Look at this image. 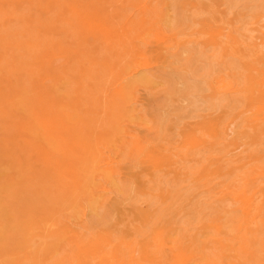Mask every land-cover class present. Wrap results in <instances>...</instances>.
I'll return each mask as SVG.
<instances>
[{"label":"rangeland","instance_id":"374dc122","mask_svg":"<svg viewBox=\"0 0 264 264\" xmlns=\"http://www.w3.org/2000/svg\"><path fill=\"white\" fill-rule=\"evenodd\" d=\"M261 42L264 0H0V264H264Z\"/></svg>","mask_w":264,"mask_h":264},{"label":"bare ground","instance_id":"6f19581e","mask_svg":"<svg viewBox=\"0 0 264 264\" xmlns=\"http://www.w3.org/2000/svg\"><path fill=\"white\" fill-rule=\"evenodd\" d=\"M235 1V0H234ZM248 1H250V0H248ZM252 1V0H251ZM253 1H258V0H253ZM233 2V1H232ZM237 3V2H236ZM86 13V12H85ZM108 15V14H107ZM181 21H182V19H181ZM179 22V21H178ZM183 22V21H182ZM189 22V21H188ZM180 24V23H179ZM184 24V23H183ZM182 24V25H183ZM185 25V24H184ZM162 26V25H161ZM174 28V27H173ZM172 28V29H173ZM163 29H164V27H163ZM166 29V28H165ZM170 29V28H169ZM166 33H168L167 31H165ZM171 33V32H170ZM104 34L105 35H109L110 34V32H108V30L107 29H105V32H104ZM160 35V34H159ZM176 37V36H175ZM169 38V37H168ZM234 38V36H232V39ZM172 39V38H171ZM155 42V41H154ZM37 43V42H36ZM151 43V42H150ZM148 44H149V42H148ZM261 44H264V43H262L261 42ZM259 45V44H258ZM257 44H255L254 46L256 47V46H258ZM262 46H264V45H262ZM259 47V46H258ZM149 48V47H148ZM169 49V48H168ZM169 51V50H168ZM170 52V51H169ZM166 53V52H165ZM189 54V53H188ZM187 54V55H188ZM214 56V55H213ZM210 59V58H209ZM30 62V61H29ZM214 63V62H213ZM209 64H212V60L211 61H209V62H207L206 63V66H208ZM250 66V65H249ZM255 66V65H254ZM153 67V66H152ZM256 67V66H255ZM149 68V64L148 63H145V64H143V66H142V70L144 69L146 72H147V69ZM149 69H151V67L149 68ZM38 71V70H37ZM138 71V70H137ZM151 71V70H150ZM202 71V70H201ZM182 75V74H181ZM46 77V76H45ZM131 77H133L132 75H131ZM190 77V76H189ZM193 78V77H192ZM217 79H219V81H217V82H219L218 84H216L215 86H216V95L219 97V96H221V94H224V91L222 90L223 89V87H224V85H223V83H222V78H217ZM262 79H264V78H262ZM125 80V79H124ZM215 80V79H214ZM185 82V81H184ZM186 82H188L187 80H186ZM197 82V81H196ZM183 83V82H182ZM228 83V82H227ZM186 84V83H185ZM226 84V83H225ZM225 87H226V85H225ZM242 87V86H241ZM205 89V88H204ZM230 89V88H229ZM198 90V89H197ZM188 92L190 95L189 96H191V95H193L194 94V92L196 91V89H195V87H191V86H187L186 88H185V91L184 92ZM179 92V91H178ZM51 94V93H50ZM187 94V93H186ZM196 97V96H195ZM190 98V97H189ZM194 101H195V99H194ZM216 101V100H215ZM197 102H200V101H197ZM141 103V102H140ZM215 103H218V102H214V104ZM257 103H259V102H257ZM219 104V103H218ZM218 104H216V106L218 105ZM255 104V103H254ZM51 105H52V103H51ZM139 105V104H138ZM221 105V104H220ZM219 105V106H220ZM53 106V105H52ZM204 106V105H203ZM219 106H217V107H219ZM137 107V106H136ZM252 107V106H251ZM197 108V107H196ZM193 109V108H192ZM252 109V108H251ZM142 111V110H141ZM250 111V110H249ZM252 114H250L249 116H251ZM253 116H255L254 114H253ZM256 117V116H255ZM251 119V118H250ZM249 119V120H250ZM175 126V125H174ZM159 130V129H158ZM236 131V130H235ZM162 132V131H161ZM161 134V133H160ZM152 135V134H151ZM150 136V135H149ZM152 137V136H151ZM150 137V138H151ZM153 139V138H152ZM139 143H140V139H139V137H133V144H132V146H131V149H135V150H138L139 148H138V145H139ZM145 143V142H144ZM152 143V142H151ZM148 145V144H147ZM262 145V144H261ZM149 147V146H148ZM146 148V147H145ZM172 148V147H171ZM142 151V150H141ZM145 152V151H144ZM129 153V152H128ZM179 153V152H178ZM181 153V152H180ZM135 154V153H134ZM138 155V154H137ZM123 158V157H122ZM134 160V159H133ZM107 163H109V162H107ZM138 166V165H137ZM134 167V166H133ZM138 167H140V165L138 166ZM129 172V171H128ZM127 172V173H128ZM121 175V174H120ZM124 175V174H123ZM144 175V174H143ZM121 177V176H120ZM145 178V177H144ZM128 183V182H127ZM131 183V182H130ZM133 183V182H132ZM169 184V183H168ZM163 185V184H162ZM177 186V185H176ZM132 187H133V185H132ZM219 187H221V185H219ZM130 189V188H129ZM124 191V190H123ZM127 191V190H126ZM173 193V192H172ZM242 192H241V196H242ZM238 195H240V194H238ZM237 195V196H238ZM136 197V196H135ZM134 197V198H135ZM227 199V198H226ZM232 199V198H231ZM127 200V199H126ZM137 200V199H136ZM217 200H219V199H217ZM243 200L245 201V199L243 198ZM257 202H258V199L256 200ZM134 202V201H133ZM260 202V201H259ZM253 203V202H252ZM220 204H222L221 202H220ZM224 204V203H223ZM219 206V205H218ZM227 206V208H228V206L229 205H226ZM249 206V205H248ZM248 206H247V208L245 207V211H246V209H248ZM256 206V205H255ZM224 207V206H223ZM230 207V206H229ZM240 207V206H239ZM251 207V206H250ZM107 208H109V206L107 207ZM243 208V207H242ZM217 209V208H216ZM253 209V208H252ZM214 211V210H213ZM218 210H216V213H218L217 212ZM241 211V210H240ZM215 213V212H214ZM256 213V212H255ZM194 214V213H193ZM231 214V213H230ZM251 215H253V214H251ZM215 216H217V214L215 215ZM254 216V215H253ZM193 217V216H192ZM228 217V216H227ZM229 217H230V215H229ZM236 217V216H235ZM242 217V216H241ZM213 218V217H212ZM243 218V217H242ZM112 219V218H111ZM204 219V218H203ZM228 219V221H229V219L230 218H227ZM238 219L240 220V217H238ZM225 220V219H224ZM223 220V221H224ZM238 220V221H239ZM157 222V221H156ZM210 222H211V220H210ZM218 222V221H217ZM243 222V221H242ZM241 222V223H242ZM100 225H102V224H100ZM158 225V224H157ZM262 226V225H264V220H262L261 219V216H260V218H259V216H258V214H256L251 220H250V222H249V224H248V226ZM156 226V225H155ZM235 227V226H234ZM262 227H264V226H262ZM258 228H261V227H258ZM237 229H239L240 231H243V232H247V226H246V224H245V226L244 225H238V227H237ZM262 229H264V228H262ZM233 230H234V228H233ZM84 231V230H83ZM150 231V230H149ZM208 232V231H207ZM262 232H264V231H262ZM176 233V232H175ZM210 233V232H209ZM240 233V232H239ZM248 233H250V232H248ZM193 234V233H192ZM214 234V233H213ZM258 234V233H257ZM262 234H264V233H262ZM148 235H149V233H148ZM208 235V234H207ZM218 235V234H217ZM246 235V234H245ZM244 235V236H245ZM251 235V234H250ZM173 236V235H172ZM190 236V235H189ZM254 236H255V233H254ZM262 236H264V235H262ZM96 237V236H95ZM145 237V236H144ZM192 237V236H191ZM202 237V236H201ZM224 237V236H223ZM248 238V236H245V238ZM252 236H250V238H251ZM136 238V237H135ZM140 238V237H139ZM146 238V237H145ZM247 238H246V240H247ZM257 238V237H256ZM153 239V238H152ZM152 239H151V241H152ZM157 239V238H156ZM160 239H162V238H160ZM252 239V238H251ZM250 239V240H251ZM253 239H255V238H253ZM256 240V239H255ZM182 241V240H181ZM200 241V240H199ZM248 241H249V239H248ZM258 240H256V242H257ZM134 242H136V241H134ZM235 242V241H234ZM250 242V241H249ZM260 242H261V240H260ZM142 243V242H141ZM145 243V242H144ZM183 243V242H182ZM241 243V242H240ZM248 243V242H247ZM251 243V242H250ZM249 243V244H250ZM199 244V243H198ZM244 244V243H243ZM248 244V245H249ZM260 244V243H259ZM123 245V244H122ZM155 245H157V244H155ZM72 246H74V245H72ZM126 246H127V244H126ZM152 246H154V245H152ZM240 246V245H239ZM250 246V245H249ZM256 246H259V245H256ZM80 247V246H79ZM128 248L127 249H129L127 252H126V250H123V251H125L126 252V260H124L121 264H140L139 263V261L141 260L140 258H138L137 256H136V250H134V249H130L129 248V246H127ZM140 247V246H139ZM138 247V251H139V249H141V248H139ZM155 247H157V246H155ZM200 247V246H199ZM248 247V246H247ZM254 247V246H253ZM137 248V247H136ZM143 248V247H142ZM146 248H147V246H146ZM245 248V247H244ZM262 248V247H261ZM122 249V248H121ZM157 249V248H156ZM156 249H154L153 250V252L154 251H156ZM240 250H242L241 248H239ZM250 249H252L251 247H250ZM254 249V248H253ZM258 249H259V247H258ZM262 250V249H261ZM260 250V251H261ZM122 251V250H121ZM176 251V250H175ZM187 251V250H186ZM149 252H152V250H149ZM156 252H158V251H156ZM257 252H259V251H257ZM75 253V252H74ZM139 253V252H138ZM154 254H156V253H154ZM161 254H163L162 252H161ZM111 255V254H110ZM160 255V254H159ZM209 255V254H208ZM217 255V254H216ZM215 255V256H216ZM256 255L258 256V257H261V256H259V254H257L256 253ZM57 256V255H56ZM166 256V255H165ZM168 256V255H167ZM203 256H204V254H203ZM256 256V257H257ZM60 257V256H59ZM164 257V256H163ZM213 257V256H212ZM122 258V257H121ZM196 258V257H195ZM199 258V257H198ZM215 258V257H214ZM241 258V257H240ZM239 258V259H240ZM254 258V257H253ZM221 259V258H220ZM256 259V258H255ZM241 260V259H240ZM242 261V260H241ZM191 262H193V261H191ZM246 262V261H245ZM248 262H250V261H248ZM247 262V263H248ZM258 262V261H257ZM260 262V261H259ZM53 263V262H52ZM55 263V262H54ZM57 263V262H56ZM254 263H256V261H254ZM253 263V264H254ZM262 263H264V262H262ZM148 264V263H147ZM151 264V263H150ZM175 264H191V263H188V262H185V261H183V260H181V258L180 259H177V261L175 262ZM194 264H198V263H194ZM211 264H224L223 262H218V261H214V260H212V263ZM230 264V263H229ZM251 264V263H250Z\"/></svg>","mask_w":264,"mask_h":264}]
</instances>
